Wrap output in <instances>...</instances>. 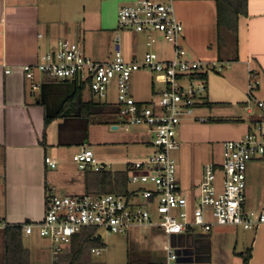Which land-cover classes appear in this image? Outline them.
Instances as JSON below:
<instances>
[{
  "label": "crops",
  "instance_id": "0c3cea01",
  "mask_svg": "<svg viewBox=\"0 0 264 264\" xmlns=\"http://www.w3.org/2000/svg\"><path fill=\"white\" fill-rule=\"evenodd\" d=\"M135 1L130 0L131 3ZM245 2L243 10V6L238 7V0L191 2L181 6L179 22L183 31L196 24L214 27L217 47L229 57L226 60L235 65L229 77L246 75V79H239L236 88L246 95V99L264 101V0ZM61 5L62 0H0V221L8 226L0 228V264H96L87 256L95 252L80 250L76 239L53 261L48 241L35 232L24 235L20 229H14L24 222L42 220L48 191L63 195L71 186H80L85 192L96 191V174L83 171L82 175H76L70 167L74 164L77 168L72 158L81 148L91 150L99 162L107 164L111 155H119L123 151L121 148L131 146L120 145L117 142L119 136L112 133L119 130L112 129L108 124L104 125L110 129L104 127L106 129L102 132L107 131L109 135L103 139H97L91 132L90 125L94 122L87 118L88 111L82 105L92 101L84 96V87L80 88L79 84L68 80L57 83L58 80L50 79L35 69L31 80L24 76L22 67L34 66L58 40H67L62 37L74 38V30L64 28L58 14ZM218 26L220 42L217 40ZM110 29L104 16H101L91 28L92 37L96 34V39L91 42V39L84 38L78 43L84 54L95 61H107L119 49L125 59H137L136 52L130 53L127 47L121 46L120 31L116 28L113 33ZM115 37L117 43H114ZM171 55L168 58L158 56L169 59ZM248 71H252L258 81V87L251 95ZM151 76L156 83H160L156 76ZM130 92L133 97L136 96V101L150 100L149 96L142 98L134 94L131 85ZM158 93L151 84V94ZM114 106L107 104L106 109ZM46 119L49 120L48 125ZM130 132L147 135L140 128ZM135 144L133 142L132 148ZM146 144L149 145V141ZM70 155L71 161H68ZM46 157L56 162L55 169L45 165ZM115 158L118 162V156ZM131 163L123 162L124 167L115 171H125L127 183H130L128 168ZM178 181L188 196L194 194L200 182L187 183V187L183 188L179 176ZM87 229H83L85 233L89 231ZM125 236V248L122 249L124 264H159L150 250L151 240L161 244L159 251L164 255L166 247L177 252L178 264H244L240 254L248 249L250 259L247 264H264V225L242 232L232 226L213 227L208 233L197 229L169 238L155 228L136 226L130 228ZM145 243L149 244L146 246ZM93 249L98 250L95 254L102 250Z\"/></svg>",
  "mask_w": 264,
  "mask_h": 264
},
{
  "label": "built area",
  "instance_id": "2783aa9c",
  "mask_svg": "<svg viewBox=\"0 0 264 264\" xmlns=\"http://www.w3.org/2000/svg\"><path fill=\"white\" fill-rule=\"evenodd\" d=\"M174 2L137 0L116 13L118 31L130 29L144 34L147 47L157 42L158 34V40L171 47L169 59H160L158 54L147 51L142 58L127 60L116 49L110 60L95 61L77 43L58 40L34 66L22 67L28 80L33 78L35 69L50 79L87 86L99 97H106L113 85L116 111L108 125L114 130L144 129L151 137V154L128 168L139 170L131 173L129 182L142 187L125 194L105 195L67 196L48 191L42 220L18 225L24 235L35 232L49 242L53 261L75 235L87 228H101L116 235L144 226L169 238L197 229L208 233L213 227L232 226L253 231L264 225V202L253 210L245 208L247 166L252 162L264 163V101L249 99L246 103L244 108L250 121L245 134L222 143L221 160L203 166L196 193L188 196L180 188L172 158V153L180 148L177 129L186 120L208 121L195 114L206 103L203 76L210 71L220 72L228 64L203 63L188 55L181 46L183 27L174 15ZM138 72L154 75L162 84V91L154 99L139 102L131 95L130 81ZM248 74L251 95L258 81L252 71ZM72 160L79 171L100 172L109 167L84 147ZM44 163L50 169L56 168L51 158L46 157ZM7 227L0 221V228ZM164 252V264H178L172 249L166 247Z\"/></svg>",
  "mask_w": 264,
  "mask_h": 264
},
{
  "label": "rangeland",
  "instance_id": "374dc122",
  "mask_svg": "<svg viewBox=\"0 0 264 264\" xmlns=\"http://www.w3.org/2000/svg\"><path fill=\"white\" fill-rule=\"evenodd\" d=\"M152 1L164 2L165 0ZM191 2L213 1L175 0L173 3V9L174 15L178 21L182 15L181 6H185ZM130 3V0H62V5L58 14L61 17V21L64 23V28H71L75 32L74 38L68 36L66 38H62L77 44L79 42H83L84 38H87L88 40L91 39L92 42V40L96 39V34H93L92 37L91 28L98 22V19L101 16H104L106 26L111 28L110 30L114 33L117 28L116 13L118 9ZM120 36L121 46L127 47L130 53L133 51L136 52L138 56L137 59L142 58L147 51L154 52L162 58H168L172 52L171 47L166 42L158 40L160 39L158 34L156 35L157 42L152 44L150 47H147V38L142 33H134L130 29H123L120 31ZM182 36L183 39L181 41V46L192 59L203 63L228 64L220 72L210 71L207 73V94L205 96V100L207 99V102L213 103V106L208 107L205 105L201 109L195 111V114L204 117L208 121L200 123L197 121L186 120L183 121L177 129V139L179 141L180 148L172 153V158L176 165L177 177L179 176L181 179L182 187L186 188L187 183L196 184V182L200 180L202 176V168L205 164L221 160V145L223 142L236 140L245 134L250 117L246 113L244 104L250 102L251 100L246 99V95L241 93V90L236 88L239 84L237 83L239 79H246V75L243 73L242 75L239 74L229 77V75L233 73L235 65L232 61H227L226 59H229V57H226L220 48L217 47L214 27L210 28L208 26L196 24L193 28H189L188 31L184 30ZM78 45L81 47L80 44ZM57 83L62 82L61 80H58ZM151 84H153L155 92L162 91V84L156 83L153 76L146 72L135 73L130 82L131 90L134 91V94L139 95L142 98L149 96L150 100L155 97L154 94H151ZM84 88V96L86 98L90 97L89 100H91L92 103L98 107H105L107 104H115L116 102L115 89L113 85L109 87L106 97L95 96L89 92V88L87 86H84ZM134 97L136 98V96ZM76 101L78 102L79 99H76ZM216 103L219 104L217 105ZM73 105L77 107L75 103ZM218 120H226L230 122H216ZM104 127L110 129L107 125L100 123L94 122L90 125L91 132L95 133L97 139H103L109 135L107 131L104 133L102 132L106 129ZM112 133L119 136L117 142H119L120 145L131 146L121 148L123 151L120 152L119 155H111V159L107 160V164L109 165L107 172L112 171L111 173H113L117 169H122L124 167L123 162L134 163L142 161L153 151L146 144V141L148 142L151 140L149 135H135L130 131L125 132L123 130ZM95 135L94 137L96 138ZM133 142L136 143L134 148H132ZM91 148H93V146H91ZM115 156H118V162V159L115 158ZM96 157L99 158L97 155ZM67 160L71 161V155ZM70 167L74 174H83V171H79L75 168L74 164ZM132 172L133 174L134 172L138 173L139 170L133 169L130 173ZM246 180L245 208L246 210H253L264 202V163H249L246 169ZM140 187H142V185L138 183H127L126 190L135 191ZM69 188L70 190H68V193H63V195L75 196L87 194L80 186H71ZM196 189L197 185L194 189V193H196ZM236 228L238 232L245 231L242 228ZM94 231V235L99 239V243L94 244L93 247L100 248L102 250L99 254L88 253L87 256L91 259V262L96 264H124V261H122V258H124L122 255V249L125 248L126 233L116 235L108 234L101 228L94 229ZM232 236L235 238L234 235ZM239 236H241V234H239ZM150 245V250H152L155 262L164 264L165 255L159 251L161 244L158 243L157 245V243H154V241L151 240ZM106 247L107 249H105Z\"/></svg>",
  "mask_w": 264,
  "mask_h": 264
},
{
  "label": "trees",
  "instance_id": "16d2710c",
  "mask_svg": "<svg viewBox=\"0 0 264 264\" xmlns=\"http://www.w3.org/2000/svg\"><path fill=\"white\" fill-rule=\"evenodd\" d=\"M238 7H242V10L245 9L246 2L245 0H238L237 3ZM242 10L240 12H242ZM245 11V10H244ZM237 13V12H236ZM219 17V16H218ZM221 22V15H220V20ZM218 35H217V40L220 42L221 36L219 34L220 28L218 26ZM204 79L206 78L203 76ZM83 88L84 85H80V88ZM79 88V89H80ZM206 106L212 107L213 104L210 103H205ZM84 106L85 110L88 111L86 113L87 118H91L92 122L95 123H100V124H109L111 120V116L115 114V106L109 107L110 109H106L107 107H98L94 105L92 102H89ZM83 108V107H82ZM216 122L219 123H226L230 121L226 120H218ZM46 125H48L49 120L46 119ZM94 174L97 175V180L96 184L97 189L96 191H87L86 193L89 195H105V194H125L126 193V185H127V173L124 172H115V173H110L106 171H100V172H93ZM19 226H16L14 230L19 231ZM86 230V229H85ZM85 230H82L80 233L75 235L72 239L70 244L74 239H76L79 242V247L80 250L90 252L94 247V244L99 243V239L94 237L95 231L94 229H87L89 230L88 232H84ZM96 242V243H94ZM242 261L244 264H247L249 259H250V249H248L244 254H240Z\"/></svg>",
  "mask_w": 264,
  "mask_h": 264
},
{
  "label": "water",
  "instance_id": "95a60500",
  "mask_svg": "<svg viewBox=\"0 0 264 264\" xmlns=\"http://www.w3.org/2000/svg\"><path fill=\"white\" fill-rule=\"evenodd\" d=\"M174 253H175V255L178 257V254H177V252H175V251H174ZM177 263H178V259H177Z\"/></svg>",
  "mask_w": 264,
  "mask_h": 264
}]
</instances>
